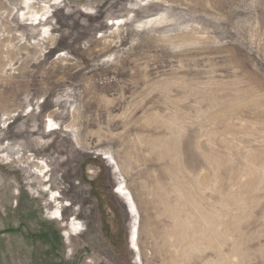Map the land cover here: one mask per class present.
Masks as SVG:
<instances>
[{
    "label": "rangeland",
    "instance_id": "1",
    "mask_svg": "<svg viewBox=\"0 0 264 264\" xmlns=\"http://www.w3.org/2000/svg\"><path fill=\"white\" fill-rule=\"evenodd\" d=\"M24 1L0 0V264H264V0Z\"/></svg>",
    "mask_w": 264,
    "mask_h": 264
},
{
    "label": "bare ground",
    "instance_id": "2",
    "mask_svg": "<svg viewBox=\"0 0 264 264\" xmlns=\"http://www.w3.org/2000/svg\"><path fill=\"white\" fill-rule=\"evenodd\" d=\"M31 1L29 0H25L24 1V6L28 9H31ZM43 7L46 10H49V5L48 4H43ZM25 8V9H26ZM38 15L37 13H34L33 15H30L29 18L30 20L32 21L31 23H35V24H39V18H38ZM45 14H43L42 16H44ZM22 17H25L26 14L25 13H22L21 14ZM40 16V15H39ZM41 16V17H42ZM47 19V18H46ZM45 21V20H43ZM51 124V120H49V123L47 124V127ZM40 169H43V168H40ZM42 171V170H41ZM117 194H119L126 202V204L128 205L129 207V210L131 213H133L135 211V204H134V201H133V198L131 196V194L126 190L125 187L123 186H118L116 191H115ZM56 196V195H55ZM57 197V196H56ZM60 206V205H59ZM52 215L57 219L58 218H61L62 215H61V212H60V209L59 208H56V210L52 213ZM135 216V215H134ZM71 228L74 230V231H79L80 230V225L79 223H75L73 220H72V223H71ZM137 240H138V230H137V226H136V223H134L132 225V228H131V236H130V243H131V247H132V250L136 253L139 252V249H138V245H137ZM137 257H139V255H137ZM137 259V258H136Z\"/></svg>",
    "mask_w": 264,
    "mask_h": 264
}]
</instances>
